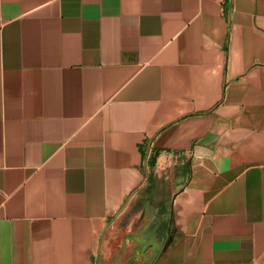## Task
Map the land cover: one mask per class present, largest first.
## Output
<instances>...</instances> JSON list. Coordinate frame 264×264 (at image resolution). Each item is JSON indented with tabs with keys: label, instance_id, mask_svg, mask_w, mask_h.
Masks as SVG:
<instances>
[{
	"label": "crops",
	"instance_id": "crops-1",
	"mask_svg": "<svg viewBox=\"0 0 264 264\" xmlns=\"http://www.w3.org/2000/svg\"><path fill=\"white\" fill-rule=\"evenodd\" d=\"M118 226L264 264V0H0V264H101Z\"/></svg>",
	"mask_w": 264,
	"mask_h": 264
},
{
	"label": "rangeland",
	"instance_id": "rangeland-1",
	"mask_svg": "<svg viewBox=\"0 0 264 264\" xmlns=\"http://www.w3.org/2000/svg\"><path fill=\"white\" fill-rule=\"evenodd\" d=\"M108 232L111 235L115 234L117 239L113 238V241L107 240L106 245H102L101 251V264H146V261H142L138 257H135V254L131 252L129 245L124 241L119 243V233L121 228H108ZM124 230L122 226V231ZM111 231V232H110ZM116 232V233H115ZM118 232V235H117Z\"/></svg>",
	"mask_w": 264,
	"mask_h": 264
}]
</instances>
